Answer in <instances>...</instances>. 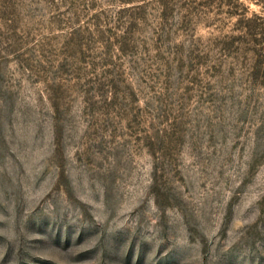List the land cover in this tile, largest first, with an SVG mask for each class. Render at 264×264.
<instances>
[{"label": "rangeland", "instance_id": "374dc122", "mask_svg": "<svg viewBox=\"0 0 264 264\" xmlns=\"http://www.w3.org/2000/svg\"><path fill=\"white\" fill-rule=\"evenodd\" d=\"M0 264H264V0H0Z\"/></svg>", "mask_w": 264, "mask_h": 264}]
</instances>
